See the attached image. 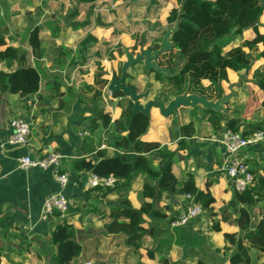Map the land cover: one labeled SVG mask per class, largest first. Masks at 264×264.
<instances>
[{
	"label": "crops",
	"instance_id": "obj_1",
	"mask_svg": "<svg viewBox=\"0 0 264 264\" xmlns=\"http://www.w3.org/2000/svg\"><path fill=\"white\" fill-rule=\"evenodd\" d=\"M46 1L49 4L54 0H27L24 3L25 11L31 13H26L27 21L25 25L20 24L22 27H11L13 24L9 23V19L17 13L11 9L16 0H5L8 18H5L0 10V19L4 20L7 30L3 35L6 46L24 54L27 65L35 67L39 74L38 91L31 97L19 98L16 95L0 93V264H51L48 260L51 248L45 238L46 221L41 220L40 213L46 197L59 191L72 198L78 207L77 212L66 216L67 222L75 230V240L82 248L75 264H195L197 259L193 254L198 249L195 243L187 246L180 244L173 230H166L165 222H152V213L143 215V224L136 228L130 224L127 215L117 220L113 219L110 216L111 210L118 199L125 195L124 192L115 188L101 197L100 191L83 188L86 173L72 171L71 164L85 147L94 148L96 151L103 150L107 157L116 152L109 146L107 132H110L129 99L124 96L113 98L105 87L97 103H90L91 94L85 86L93 85L95 68L98 65L103 69L104 67L87 51L83 56L76 54V47L83 36L80 30L71 32L66 29L63 33L45 19L49 12ZM256 25L259 32L264 34V11ZM35 27L39 28L38 38L43 54L36 58L28 44L29 34ZM252 36L250 28L244 30L241 35L233 36L223 52L239 46ZM92 37L95 40L91 42L98 40V37L93 35ZM171 50L179 60L178 65H174L171 72L173 73L182 63L183 56L177 50L173 48ZM72 58L73 65L70 63ZM16 68V62L10 64L0 62L2 72L9 73ZM104 71L106 73L104 78L109 83L111 75L106 69ZM256 71L264 73L263 60L255 62L249 70L238 72L227 70L228 82L222 83L221 86L222 97H226V101L213 102L219 104L224 118L237 116L244 118L242 113L246 111L248 104L254 102V97L258 103L261 102L263 96L257 89L251 94L247 89L251 87L249 82ZM129 76L131 75L128 69L125 85L133 87L137 93L146 92L138 90L129 82ZM138 81L141 83V77ZM150 82L153 88L147 91L148 96L140 102L141 105L148 101H163L153 99L159 84L154 80L153 73ZM176 96L178 95L171 96L167 102ZM242 106L243 110L238 113V108ZM204 110L201 105L182 107L169 117H162L157 109H151L148 129L140 139L157 142L161 148L176 150L174 163L181 171L180 178L183 179L185 175L194 176L198 189L205 190V182L213 180L208 189L215 200L213 212H205L188 235L196 241L200 240L202 244L205 238L207 250H210L209 245H212L213 249L222 250L225 246L224 233H236L237 228L221 224L219 233L211 231L210 228L222 211L217 212L216 208H224L227 205L233 198V190L222 171L224 151L213 141L220 132L215 133L212 130ZM101 113L109 115V124L104 126L102 120L97 119L94 121L95 129L90 130L94 114ZM17 116H22L31 125L29 143L26 147H12L6 144L10 134L8 122ZM186 126L189 128H184ZM186 132L189 134L186 135ZM249 150L245 155L247 164L248 161H254L253 153L259 152L256 148ZM49 151L61 156V172L68 175V184L62 190L55 182L51 170L39 168L22 170L18 167L17 160L20 157L32 154L42 156ZM81 156L93 159L94 152ZM255 162L259 163L258 160ZM152 167L156 169L157 163L152 162ZM258 170L260 172V169ZM260 174L263 175L262 172ZM145 180V175L139 174L131 182L127 192V199L135 210L140 207L139 194ZM173 198L175 203H171L170 197L168 199L162 197L154 206V211L171 205L166 215L176 216L180 204L178 197ZM118 225H122L123 233L119 231ZM156 227L163 233L159 234ZM130 235L151 236L152 243L141 242L140 248L134 250L125 244V238ZM153 248H157L154 258L149 259L145 250Z\"/></svg>",
	"mask_w": 264,
	"mask_h": 264
},
{
	"label": "trees",
	"instance_id": "obj_2",
	"mask_svg": "<svg viewBox=\"0 0 264 264\" xmlns=\"http://www.w3.org/2000/svg\"><path fill=\"white\" fill-rule=\"evenodd\" d=\"M79 1L90 3L96 0ZM110 1L126 2L127 0ZM0 4V10L4 17L8 18L5 0H0ZM175 4L176 7L171 9L165 22L174 28L169 41L173 49L183 56V61L170 75L154 71L150 73H153L155 81L159 83L166 81L176 95L188 94L203 97L207 101L219 100L223 95L222 83L228 82L227 70L233 72L249 70L255 62L264 61V34L259 32L256 25L264 11V0H175ZM253 23L255 25L251 27ZM249 28L253 35L251 39L244 40L239 46L226 53L223 52L233 36L241 35ZM5 33L7 30L4 20L0 19V62L17 64V68L12 72L0 71V93L16 95L19 98L31 97L38 91V70L27 65L24 54L6 46L3 36ZM38 34L39 28L35 27L28 37V44L35 58L43 55ZM93 40L95 39L89 35L83 37L76 47V54L83 56ZM84 62L83 60L82 63ZM177 62H179L178 57L173 51L168 52L167 66L173 69ZM70 63L74 64V58ZM105 74L104 69L98 65L95 68L93 85L85 86L91 94L92 104L97 103L101 91L108 85L107 79L104 78ZM253 76L254 85L263 99L258 103L254 97L255 103L252 101L248 104L245 108L246 112L242 113L244 118L238 116L224 118L219 111L204 110L208 115V123L215 133L227 129L248 136L264 130V122L250 123L245 118L248 111H253L257 107L264 110V73L256 71ZM122 96L120 92L112 94L113 98ZM97 119H101L104 126L110 121L106 113L94 114L90 130L95 129L94 121ZM243 124H247V129L244 131L240 130ZM148 126L149 118L141 114L134 115L132 103L128 101L109 132V146H112L116 152L107 157L103 150L96 151L94 148L85 147L71 164L72 171L91 173L97 177H114L117 183L113 188L91 189L100 191L101 197L115 188L124 192L125 195L118 199L110 216L117 220L127 215L130 224L136 228L143 224V215L152 213V222H165L166 230L172 229L180 244L187 246L195 243L198 248L193 254L197 259L195 264H258L261 259H263L261 264H264V208L256 207L258 202L264 200V176L256 167L250 169L253 174L252 185L241 193L233 191V198L222 209L219 218L211 224L210 229L215 233L221 232V224L237 228L236 233H224L225 242L229 243V247L224 246L222 250H218L209 245L210 250H207L205 238L202 244L200 240L196 241L188 235L200 218L191 219L182 226L171 228L175 216L166 215L171 205L163 206L156 211L154 206L162 197L168 199L170 191L173 197L190 195L206 213H212L215 200L208 189L213 180L206 181L205 190H200L195 186L194 176L185 175L181 179V171L174 163L176 150L161 148L157 142L140 139ZM258 148L259 146L256 149ZM91 152H94L95 159H85L81 156ZM152 162L157 163L156 169L152 167ZM139 174H144L146 180L139 194L140 207L135 210L126 195L131 182ZM75 212L77 209L70 210L62 217L55 212L53 219L46 220L45 238L51 248L48 257L51 264H75L81 253V245L75 240V230L66 220V216ZM257 213L260 215L259 222L255 221ZM118 226L119 231L123 233L122 225ZM156 230L159 234L163 233L158 227ZM144 241L152 243V237L130 235L125 239V244L138 250L140 243ZM156 249L145 250L149 259L154 258ZM250 251L254 252V259Z\"/></svg>",
	"mask_w": 264,
	"mask_h": 264
},
{
	"label": "rangeland",
	"instance_id": "obj_3",
	"mask_svg": "<svg viewBox=\"0 0 264 264\" xmlns=\"http://www.w3.org/2000/svg\"><path fill=\"white\" fill-rule=\"evenodd\" d=\"M16 1L17 4L15 3L14 7L11 6L13 11H17L15 16L9 19L10 25L13 24L11 27H17L20 24L25 25L27 21L26 13H31L24 9V3L27 0ZM46 4L49 5V12L45 15V19L52 22L58 31L64 33L66 29L71 32L80 30L79 32L83 33L82 38L87 35L98 37V40L88 45L86 51L90 56L96 57L101 62L99 64H102L104 69L111 75V78L113 76L119 77L121 65L125 62V51L135 57L142 49L151 52L158 51L161 43L168 42L167 34L173 26L168 25L165 19L171 9L176 7L175 0H127L126 2L96 0L90 3H83L79 0H54L49 4L46 1ZM19 31L21 30H17V32ZM171 51V49H166L157 56L154 61L157 68L170 73L174 70L166 64L167 54ZM178 63H176V66ZM129 71L131 76L128 80L138 90L148 91L151 87L153 88L150 82L152 73L146 71L142 63L130 67ZM140 77L141 83L138 81ZM249 86L251 87H247V89L250 90L251 94L256 89L254 76L249 82ZM156 90L153 99L163 100L164 102H167L171 96L176 95L173 88L166 81L159 83ZM123 102L125 104V100ZM243 108V106L238 108L237 112H241ZM246 116L247 121L250 123H259L264 120V110L259 108L253 111L250 110L246 113ZM246 129L247 124H243L240 130L244 131ZM248 151L250 150L245 151V155L248 154ZM257 151H259L257 154L253 153L254 161H248V166L250 169L257 166L264 175V143L259 145ZM256 160L259 163H256ZM256 207L263 209L264 200L258 202ZM222 209L223 207H217L216 211ZM259 220L260 215L258 214L255 221L259 222ZM224 244L229 247V243L224 242ZM243 244L246 245V243ZM250 254L254 259V252L250 251ZM262 261L263 259L257 263L261 264Z\"/></svg>",
	"mask_w": 264,
	"mask_h": 264
},
{
	"label": "built area",
	"instance_id": "obj_4",
	"mask_svg": "<svg viewBox=\"0 0 264 264\" xmlns=\"http://www.w3.org/2000/svg\"><path fill=\"white\" fill-rule=\"evenodd\" d=\"M8 126L10 134L6 144L12 147H26L29 143L31 125L22 116H17L9 120ZM223 149L222 171L230 181L232 190L241 193L248 189L253 183V174L245 159V151L249 148H257L264 143V131H257L248 136H243L240 132L234 133L224 129L218 137L213 140ZM19 169L27 170L39 168L51 170L52 176L58 187L62 190L68 184V175L61 172V156L49 151L42 156L25 155L17 160ZM117 180L112 177H97L94 174L86 173L83 188L86 190L96 187L105 189L113 188ZM179 213L171 222L170 227L175 228L184 225L191 219L201 218L205 211L200 204L194 202L190 195L178 196ZM75 201L65 196L61 191L51 194L43 201L40 218L42 221L53 219L55 212L61 217L70 210L77 209ZM90 264V263H86Z\"/></svg>",
	"mask_w": 264,
	"mask_h": 264
},
{
	"label": "water",
	"instance_id": "obj_5",
	"mask_svg": "<svg viewBox=\"0 0 264 264\" xmlns=\"http://www.w3.org/2000/svg\"><path fill=\"white\" fill-rule=\"evenodd\" d=\"M255 23L251 25L254 26ZM174 28H171L167 34L168 42L164 41L161 43L158 51H149L147 49H142L135 57L132 54L125 51V62L122 63L120 68L119 77L113 76L106 86V90L111 95L115 92H120L124 97L128 98L132 103V113L141 114L142 116L149 117L151 109H157L159 114L162 117H169L173 113H175L179 108L182 107H195L202 106L205 109H212L215 111H221V107L217 103H213L214 101H207L203 97H199L196 95H178L173 100L165 103L163 101H148L145 105H141V101L146 99L148 94L147 91L144 93H137V91L131 87L125 85V79L127 75V70L137 64H143V67L146 71H154L157 73H164L166 75H170L171 73L168 71H162L157 68L154 64L157 56L160 55L164 50L173 48L169 39L171 32ZM226 101V97H221L218 102L222 103ZM170 201L171 203H175V200L169 191Z\"/></svg>",
	"mask_w": 264,
	"mask_h": 264
}]
</instances>
